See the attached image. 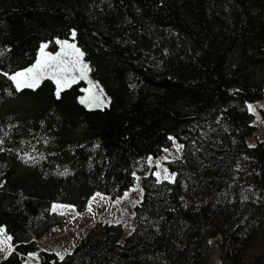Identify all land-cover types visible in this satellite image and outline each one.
I'll use <instances>...</instances> for the list:
<instances>
[{"label":"trees","instance_id":"trees-1","mask_svg":"<svg viewBox=\"0 0 264 264\" xmlns=\"http://www.w3.org/2000/svg\"><path fill=\"white\" fill-rule=\"evenodd\" d=\"M72 31L109 96L103 107L81 102L83 79L57 97L50 77L19 91L9 78ZM263 81L264 0H0V226L12 246L0 264L35 251L39 264H207L213 230L226 264L257 261L248 247L264 221V141L245 142L254 129L245 102ZM169 137L183 158L165 162L173 180L157 179L143 160ZM237 162L256 197L226 201L229 190L215 203ZM138 175L142 202L125 241L120 223L95 222L63 259L39 249L64 221L53 202L82 210Z\"/></svg>","mask_w":264,"mask_h":264},{"label":"rangeland","instance_id":"rangeland-1","mask_svg":"<svg viewBox=\"0 0 264 264\" xmlns=\"http://www.w3.org/2000/svg\"><path fill=\"white\" fill-rule=\"evenodd\" d=\"M72 32L69 38L59 36L54 37L53 41L56 45L53 47L49 46L50 40L43 42L42 45H47V47L44 48L43 52L40 47L35 62L25 68L17 70L16 72H22L28 68H32L36 65L38 60L43 63L49 54L51 56H56L57 53H60L57 60L48 61V64L53 65V67L45 66L40 71L39 81L44 77L52 78L55 82L57 93L58 88L62 89L78 79H83L85 80L86 85L80 95V100L83 99L86 101L84 104L88 107H103L108 104L109 96L98 80L93 76L91 66L84 52L72 36ZM57 40L68 41V44L75 45V48H78L80 52L83 53V56L80 57V63H75L77 60L75 49L69 48L67 45L57 43ZM83 64L88 65V70L82 74L81 67ZM57 65L67 68L68 71H58L55 67ZM16 72L11 73L10 76ZM31 75H36V73L34 72ZM14 83L16 85L15 81ZM249 105L253 107L254 111L249 110ZM245 106L252 114L249 124H251L254 128L251 133L245 136V142L248 145H253L257 140L264 141V81L262 82V95L253 101L245 102ZM179 144L183 145L178 138L173 137L171 144L165 148L168 149V151L163 150L157 157H145L143 163L147 165V172H152L157 179H164V176L167 175L169 176L168 180H173L175 177L173 174H175V172L170 170L165 162L183 158V148L177 150L176 147V145ZM149 158H151V160ZM237 164L238 162L234 168V173L230 177L228 187L224 191H222V188L220 191L214 193V196H212L215 203L219 204L222 202V193L225 191L228 192L229 190L231 191L229 193V198H227L226 201L229 200L233 202L232 200L235 199V193L240 200L239 202L243 201L245 198L254 199L256 197L254 190L255 179L248 176V170H246L243 165ZM139 179L140 175H138L135 185L127 189L122 195L114 198L100 191L94 192L87 201L86 207L82 210H78L73 204L53 202L51 205V211L63 214L64 221L54 224L43 236L37 238L39 249L54 251L59 256H62L66 252H69L74 245H76L81 238L84 237L95 222H100L102 224L112 222L120 223L122 227V234L119 241H125L126 238L135 230V207L140 205L142 202ZM233 185H237V188L233 187ZM250 192L252 193L251 195H249ZM125 193H127V195H125ZM224 194L227 195V193ZM258 197L261 201H264L263 193ZM261 207L262 209L264 207L262 202ZM241 213L243 214L241 220H245L247 215H249V209L242 210ZM0 227L4 228L3 225ZM7 237H10V235L6 232V230L4 233H0V248L3 249V251H0V259L12 248L10 244L11 241L7 239ZM249 237L251 243L248 247V253L250 254V258L257 257V261H252V264H264V221L252 230ZM220 242V234L216 232V230H213L209 240L207 264H226V261L223 260ZM39 263L40 260L38 252L35 251L27 253L24 256L22 264Z\"/></svg>","mask_w":264,"mask_h":264},{"label":"snow or ice","instance_id":"snow-or-ice-1","mask_svg":"<svg viewBox=\"0 0 264 264\" xmlns=\"http://www.w3.org/2000/svg\"><path fill=\"white\" fill-rule=\"evenodd\" d=\"M76 33L75 31L72 32V36L75 37ZM57 43H61V44H64V45H67V47L69 48H73L75 49V52L77 54V60L75 61V63H80V57L83 56V53L80 52V50L78 48H75V45L73 44H68V41H59L57 40L56 41ZM47 47V45H42L41 46V51L43 52L44 48ZM60 56V53H57L56 56H51L50 54L46 57L45 61L42 63L40 60H38L36 62V65L33 66L32 68H28L22 72H16L15 74L11 75L9 78L12 79L13 81L16 82V88H17V91L21 90L22 88H34L38 85L39 83V78H40V71L45 67V66H48V67H53V65H50L48 64V61H55L57 60V58ZM56 69L58 71H63V72H67L68 69L67 68H63V67H60V66H55ZM86 70H88V65L87 64H83L82 67H81V73L83 74ZM36 73V75H31L32 73ZM7 75V74H5ZM18 78H22V79H18ZM62 89H59L57 90V97H59V94H60V91ZM82 103H85L86 101H84L83 99L81 100ZM99 106V105H97ZM249 107V110L250 111H254L253 107L251 105L248 106ZM169 139H173L172 137H169ZM3 141L0 140V143H2ZM177 147V150L179 149H182L184 147V145L182 144H179V145H176ZM2 150V149H0ZM164 151H168V149H164ZM151 160V158H149ZM158 163V162H157ZM175 174H173L174 176ZM164 179L165 180H168L169 179V176L165 175L164 176ZM125 195H127V193H125ZM5 232V229L0 227V233H4ZM7 239H11V237H7ZM0 251H3L2 248H0ZM61 259H63V257L61 256L60 257Z\"/></svg>","mask_w":264,"mask_h":264}]
</instances>
